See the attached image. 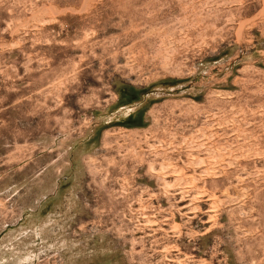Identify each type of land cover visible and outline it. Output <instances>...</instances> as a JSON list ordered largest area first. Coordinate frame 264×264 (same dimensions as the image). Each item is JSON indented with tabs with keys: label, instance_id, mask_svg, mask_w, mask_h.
<instances>
[{
	"label": "rangeland",
	"instance_id": "obj_1",
	"mask_svg": "<svg viewBox=\"0 0 264 264\" xmlns=\"http://www.w3.org/2000/svg\"><path fill=\"white\" fill-rule=\"evenodd\" d=\"M161 191L264 264V0H0V264H131Z\"/></svg>",
	"mask_w": 264,
	"mask_h": 264
},
{
	"label": "built area",
	"instance_id": "obj_2",
	"mask_svg": "<svg viewBox=\"0 0 264 264\" xmlns=\"http://www.w3.org/2000/svg\"><path fill=\"white\" fill-rule=\"evenodd\" d=\"M187 195L164 191L140 192L124 203L126 208L121 222L134 239L131 264H227L224 245L212 234L210 223L206 220L194 224L192 219L181 217L182 214H197V209L193 210L195 204ZM158 225L160 229H167L168 234L154 237L153 232ZM190 229L195 232L191 238L185 235ZM182 232L185 237H181ZM171 254L180 263L169 258Z\"/></svg>",
	"mask_w": 264,
	"mask_h": 264
}]
</instances>
